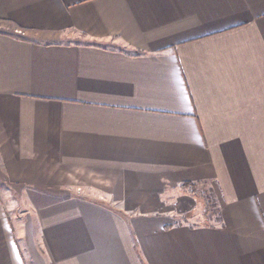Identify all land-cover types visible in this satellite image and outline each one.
<instances>
[{"label": "crops", "instance_id": "crops-1", "mask_svg": "<svg viewBox=\"0 0 264 264\" xmlns=\"http://www.w3.org/2000/svg\"><path fill=\"white\" fill-rule=\"evenodd\" d=\"M0 29V264H264V0H0ZM184 183L214 225L173 223Z\"/></svg>", "mask_w": 264, "mask_h": 264}, {"label": "rangeland", "instance_id": "rangeland-1", "mask_svg": "<svg viewBox=\"0 0 264 264\" xmlns=\"http://www.w3.org/2000/svg\"><path fill=\"white\" fill-rule=\"evenodd\" d=\"M7 28L8 27H3L2 29L6 32H12L11 28ZM210 189L213 190L211 187L201 184V186L196 189L197 191L193 192L192 195L191 193L177 188V190L167 199V205H171V203H174L175 201V206L173 207V212L175 213L173 217L175 218L172 219L173 223L201 224L206 226L214 225L216 222L215 220L217 219L218 201L214 197V194H211L212 192ZM203 193H207L206 195L211 196L208 198L210 200V210L208 209L209 214L207 216H204L203 214L205 209L204 200L202 198ZM89 194L91 195V193ZM171 208L172 207H168L167 209H164L168 210Z\"/></svg>", "mask_w": 264, "mask_h": 264}, {"label": "trees", "instance_id": "trees-1", "mask_svg": "<svg viewBox=\"0 0 264 264\" xmlns=\"http://www.w3.org/2000/svg\"><path fill=\"white\" fill-rule=\"evenodd\" d=\"M200 186H201V184L184 183L179 188L182 189L183 191L191 193L193 195V192L197 191L196 189H198ZM211 192H212L211 194L213 195L214 194L213 190H211ZM206 194L203 193V196H202V198L204 200V208H205L204 213H203L204 216H207L209 214L208 209L210 210V200L208 198L211 196H208ZM214 197H215V194H214ZM217 220H218V209H217V219L215 221H217Z\"/></svg>", "mask_w": 264, "mask_h": 264}]
</instances>
